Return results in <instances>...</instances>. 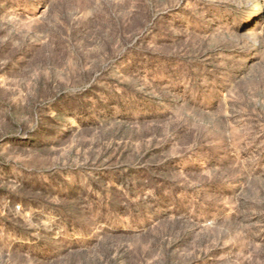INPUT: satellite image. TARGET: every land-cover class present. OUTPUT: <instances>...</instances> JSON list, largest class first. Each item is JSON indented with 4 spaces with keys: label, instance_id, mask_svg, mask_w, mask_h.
Returning <instances> with one entry per match:
<instances>
[{
    "label": "rangeland",
    "instance_id": "374dc122",
    "mask_svg": "<svg viewBox=\"0 0 264 264\" xmlns=\"http://www.w3.org/2000/svg\"><path fill=\"white\" fill-rule=\"evenodd\" d=\"M0 264H264V0H0Z\"/></svg>",
    "mask_w": 264,
    "mask_h": 264
}]
</instances>
